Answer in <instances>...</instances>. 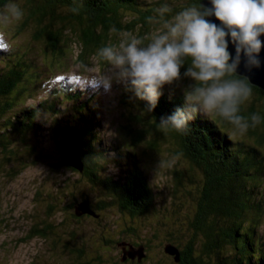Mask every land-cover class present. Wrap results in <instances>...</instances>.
Returning a JSON list of instances; mask_svg holds the SVG:
<instances>
[{
  "label": "trees",
  "instance_id": "16d2710c",
  "mask_svg": "<svg viewBox=\"0 0 264 264\" xmlns=\"http://www.w3.org/2000/svg\"><path fill=\"white\" fill-rule=\"evenodd\" d=\"M12 1L0 0L2 7ZM202 2L26 0L20 5L24 16L17 32L29 28L33 40L53 54L52 61L63 63L68 59L69 48L71 55L77 54L76 64L84 67L90 64L88 60L96 59L106 68V62L98 56L101 47L118 44L128 36L147 43L153 33L163 30L161 23L149 24L147 19L156 15V8L169 4L172 11L167 18L171 19L185 7L200 6ZM5 49L9 46L0 47V172L4 171L2 166L12 163H19L22 170L42 164L51 174L73 169L100 191L96 197L88 191L81 192L75 202L60 208L49 198L36 199L35 207L41 217L32 218L40 220V224H31L28 237H38L43 246L30 264H264V242L260 246L262 252L253 239L257 225L245 224L248 220L252 225L264 222V198L259 190L264 179V89L247 79L253 95L242 105L241 114L246 118L259 114L261 122L245 135L219 117L199 114L184 133L172 129L165 133L159 121L184 107V92L161 94L155 109L150 111L148 102L132 91V96H125L126 107L129 101L133 103L123 113L125 123L120 129L134 147L127 155L118 145L112 144L110 150L105 147L103 110L99 102L93 101L94 95L83 100L80 90L72 93L57 89L50 94L56 97L59 91L72 103L71 107L62 110L58 100L51 97L39 104L24 105L27 96L23 95L30 88L27 80L33 69L40 70L39 62L19 43ZM49 58L44 57L46 64ZM186 70L187 64L181 72ZM26 74L30 76L26 78ZM182 82L191 83L187 78ZM227 128L240 138L235 140ZM111 151H116L114 159L118 164L120 159L132 161L127 177L102 174L112 164L113 159L108 157ZM165 154L166 165L172 162L171 158L177 161L163 167L162 176L165 174L166 179L154 176L157 181L153 182V169L148 168L158 166L157 158ZM65 155H77L83 168L64 162ZM163 194L166 204L159 201ZM117 216L145 219L148 226L151 221L154 227L142 233L133 224L119 222ZM58 218L59 229L55 224ZM168 221L172 228L166 227ZM121 223L119 241L128 243L115 252L114 240L106 237L113 234V226ZM170 244L177 253L167 250ZM130 251L134 255L122 262L121 258Z\"/></svg>",
  "mask_w": 264,
  "mask_h": 264
},
{
  "label": "clouds",
  "instance_id": "9594fccd",
  "mask_svg": "<svg viewBox=\"0 0 264 264\" xmlns=\"http://www.w3.org/2000/svg\"><path fill=\"white\" fill-rule=\"evenodd\" d=\"M210 2L211 8L202 4L188 6L171 19L167 18L172 11L170 5L162 4L155 9L156 15L147 19L149 24L161 23L163 30L153 33L147 43L128 36L118 44L101 47L98 56L108 69L94 78L106 91L111 90L113 81L130 86L136 97L148 102L150 111L155 109L161 94L176 93L174 88L162 93L166 85H179L187 78L191 83L184 89L185 105L160 119L161 130L184 133L199 114L219 117L245 135L260 124L261 117L252 114L246 118L241 114V107L251 100L253 90L247 78L235 77L242 57L248 71L261 67L264 0ZM23 16L18 4H5L0 11V38L5 36L4 27L21 21ZM212 16L221 22L220 26L210 22L208 18ZM229 36L235 46L234 57L229 51ZM5 50H10V46ZM186 64L187 70L182 73ZM165 166H171V162L166 165L160 160L158 167Z\"/></svg>",
  "mask_w": 264,
  "mask_h": 264
},
{
  "label": "rangeland",
  "instance_id": "374dc122",
  "mask_svg": "<svg viewBox=\"0 0 264 264\" xmlns=\"http://www.w3.org/2000/svg\"><path fill=\"white\" fill-rule=\"evenodd\" d=\"M25 1L26 0H15L12 3H16L20 6ZM2 10L3 8L0 7V11ZM22 20L19 22L13 21L6 27L11 32L13 30H18V28L21 27ZM2 30L5 31V29ZM32 36V31L29 28L25 27L21 28L20 33L17 32L13 36L9 35L10 40L12 38H15L16 43H19L20 46H24V51H29L30 55H32L36 60V63L39 62L40 70L33 69L34 72L31 77H29L30 75L26 74V78H30L27 80L30 88H28L27 90L28 93L23 95V97L27 96L24 105L32 102L39 104L42 99H48V97H51L52 99L58 100V108H62V110H65L66 108L71 107L72 103L68 102V100L64 96L60 95L58 93L59 91L57 92L56 97H53V95H51L50 93H43V91H45L49 86L51 77L54 76V71H56V73L66 71L71 72L76 71L79 66L83 69L82 71L88 75L97 73L105 74V72L107 71L108 66L103 69V66L96 59L88 60L89 62H87L90 63L88 64V66L84 65V67H82L81 65L76 64V52L71 55V50L66 45L64 50H67L68 48V55H66L68 59H66L63 63L52 61L51 55L53 54L50 52L47 53L42 50L41 45L37 44L33 40ZM47 56H50L49 59H51L49 60L50 62H48V64H46V61L48 60L44 61V57ZM44 64L46 65L45 68L42 67L45 66ZM50 71L53 72L51 73ZM187 86V82H181L179 85H173V88H175V90L184 92V89ZM34 87H37V89H34ZM60 90L62 91V89ZM162 90L171 92V89H169L167 85ZM126 91H128V89H125V92ZM88 92L95 94L97 93L95 88H90ZM120 93L121 92L119 91V94ZM105 96L103 98V105L105 106H103L104 108H102L104 117V120L102 122V130L104 131L105 135V147L109 148L110 150V146L112 144H115L119 146L120 151H127V155H129L132 151L131 148L134 150V147L129 142L127 137L122 134L123 132L120 129L123 128V125L125 123L123 113H126L127 110L131 109L133 102L129 101L130 105L126 107L127 103L118 102V100L113 99L110 100L109 97L105 99ZM86 99L90 100V96H83V100ZM21 102L22 100L20 99V103ZM227 130L235 140L240 138V135L237 132L232 131L228 128ZM247 144L252 143L247 141ZM114 154H117L116 151H111V153L109 154V159L112 158L114 162L112 161V164L107 165L106 170H104L102 174H114L124 178L127 177L129 175L132 161H124L123 159H120V163L118 164L117 162H115ZM167 154H169L168 151ZM167 154H165V156L159 155V157L157 158L158 165L160 160H163L165 162V157ZM171 159V165H174V162L177 160H173V158ZM0 161H2L1 151ZM2 167L4 171L0 172V264H30L32 257L41 253V242H39L38 237H32V239L28 237L31 231V224H35L36 226H39L40 224V220L32 218V215L41 217V214L37 213L39 211L35 207L37 198H47V200L50 199L54 203L58 204V207L60 208V206L65 207L66 205L75 202V197H80L81 192L88 191L92 193L93 197L98 196L100 192L97 187L88 183L87 178L73 169H68L67 172L63 174H51L48 173V169L42 164L29 166L24 170H22L19 163H12L6 167ZM13 168L16 169L19 174H13ZM148 169H153L151 177L153 182L157 181L154 176H158L161 180L166 179L165 174L162 176L163 167L156 166ZM10 175L14 176V178H11ZM61 183H64L62 188H60ZM161 184H163V181ZM58 190L64 191L63 193H60ZM259 190L261 191L262 197L264 198V179L259 184ZM70 191L74 192L70 193ZM37 192L39 193L37 194ZM159 201H161L162 204H166L167 197L164 196L162 199H159ZM58 217H61V214H59ZM117 217L119 222L125 221L126 224H133V226L137 227L140 232L143 231L142 233H146L150 231L151 227H154L153 225H151V221L150 226H148L149 224L145 219H132L130 216H123L125 218L120 216ZM249 221L250 220L246 221L245 223L247 224V227H255L257 225L256 228L258 229V231L264 232V222H259L257 224L256 222H254V224L252 225ZM56 222L55 224L57 225V229H59V218ZM166 223V227H171V221H168ZM175 226L176 228H179L180 224L176 223ZM122 228V223L118 224L117 226H113L112 236H116L117 234H119ZM258 231L253 235V239L256 243V248H260L261 243L264 242V235H262V233H259ZM263 249L261 250L260 248L262 252Z\"/></svg>",
  "mask_w": 264,
  "mask_h": 264
},
{
  "label": "water",
  "instance_id": "95a60500",
  "mask_svg": "<svg viewBox=\"0 0 264 264\" xmlns=\"http://www.w3.org/2000/svg\"><path fill=\"white\" fill-rule=\"evenodd\" d=\"M202 4L205 7L211 8L212 4L210 2V0H203ZM210 20V22L216 23L218 26H220V21L218 19H216L214 16L209 17L208 18ZM229 51L230 53L233 55V57L235 56V46L231 43V38L229 36ZM261 41L264 42V35H262L260 37ZM259 59L261 60V67L260 68H254L251 71H248L245 67H244V63H243V57H242V63L241 66L239 68V74L245 78L248 79V81L254 85V86H258L262 89H264V48H262L261 53L259 55ZM63 161L68 163L70 166L73 167H77L78 169H82V163L80 162L78 156L76 155H70L67 156L65 155V157L63 158ZM167 250L170 252H176L177 253V248L173 245L170 244L167 246ZM139 254H141V251H139Z\"/></svg>",
  "mask_w": 264,
  "mask_h": 264
},
{
  "label": "flooded vegetation",
  "instance_id": "af4514ba",
  "mask_svg": "<svg viewBox=\"0 0 264 264\" xmlns=\"http://www.w3.org/2000/svg\"><path fill=\"white\" fill-rule=\"evenodd\" d=\"M118 236H119V234H117L116 236H112V235H110V236H108V237H106V239L107 238H111V239H113L114 240V242H115V246H113V250L115 251V252H118L120 249H118V247H122V248H126V244L128 243V242H126L127 240H123V241H119V239H120V237L118 238ZM116 242H117V244H116ZM42 246H43V244H40V248H42ZM133 251V250H132ZM132 251H130L126 256H125V254H124V257H122L121 258V261L122 262H124V261H126L127 260V257H129V256H131V255H134V253L132 252ZM132 253V254H131ZM46 258H48L49 257V255L46 253ZM111 256L112 255H115V254H110ZM110 255H107V256H110ZM33 258H35V256L33 257ZM53 258V257H52ZM46 262V261H45Z\"/></svg>",
  "mask_w": 264,
  "mask_h": 264
},
{
  "label": "snow or ice",
  "instance_id": "6c2138e0",
  "mask_svg": "<svg viewBox=\"0 0 264 264\" xmlns=\"http://www.w3.org/2000/svg\"><path fill=\"white\" fill-rule=\"evenodd\" d=\"M0 47H6V45H0Z\"/></svg>",
  "mask_w": 264,
  "mask_h": 264
}]
</instances>
